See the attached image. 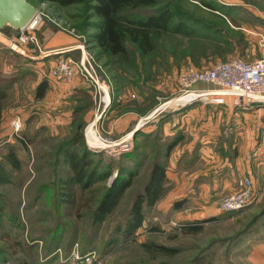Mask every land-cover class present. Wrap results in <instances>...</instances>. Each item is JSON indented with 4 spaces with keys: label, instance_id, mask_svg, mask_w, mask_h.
<instances>
[{
    "label": "rangeland",
    "instance_id": "rangeland-1",
    "mask_svg": "<svg viewBox=\"0 0 264 264\" xmlns=\"http://www.w3.org/2000/svg\"><path fill=\"white\" fill-rule=\"evenodd\" d=\"M27 1L37 9L36 35L41 49L45 37L73 38L77 50L71 55L78 58L84 51L91 56L109 102L106 106L102 101L99 103L97 87L92 88V84L76 75L72 80L79 78L74 84L78 88L67 92L56 109L52 108V115H59L54 120H59L60 125L48 127L45 125L47 116H42L41 120L33 114L17 134H12L10 129L0 136V168H4L7 174L3 176L9 179L0 183V264H72L70 254L74 248L82 254L94 251L100 264H193V259L201 253L210 264H264L262 186H258L260 196L255 203L237 211L204 217L199 225L201 229L184 232L179 230L181 222L173 218L171 211L164 214L155 206L163 197L164 182L160 198L152 206L145 207L142 226L129 238L120 237L114 231L116 225L123 221L135 195L143 189L153 156L162 158L170 140L162 139L160 127L148 138L137 134L134 143L131 130L122 134L107 130L109 124L123 113L135 111L140 119H146L156 108L180 96L177 78L186 68L209 67L236 56L247 61L261 57L264 36L256 28L252 33L235 29L238 22L230 16L228 22L211 12L209 9L219 12L224 9L214 0H156L155 7L143 8V12H152L169 3L182 13L181 18L191 34L163 32L154 40L153 52L143 59L128 43L126 58L108 57L91 41L90 35L96 30L90 24L96 18L86 9L85 3L62 6L47 0ZM178 20L181 19H174L171 26L174 27ZM14 37L16 33L8 28L0 31V43L8 45L9 39ZM240 38L242 41L237 44L236 40ZM59 49L65 51L68 48ZM0 50V70L12 67L16 71L6 76L16 74L17 80L16 89L8 92L5 108L21 107L19 105L26 101L23 97L25 89L37 81V67L25 62L13 50ZM197 87L209 85L199 83ZM88 89L91 94L83 93ZM102 96L103 91H100ZM172 108L177 105L160 109V114H167ZM102 112H106L105 116ZM73 118L81 123L78 139L94 152L91 158L94 164L98 163V172L106 170L109 164L112 175L85 190L70 183V201L63 202V207L58 208L55 197L62 195V190L65 195L67 190L61 184L66 174L72 175L73 171L64 161L63 152L58 151L56 155V151L62 141L71 137ZM64 122L68 124L62 126ZM6 127L9 129L8 122ZM89 130L96 131L102 147L89 145ZM21 137L26 138L27 145L21 142ZM121 138L127 139L115 145ZM9 151L15 154L18 167L8 163ZM131 154L136 161L130 159ZM120 167L132 169L136 174L113 212L102 223L92 226L91 211ZM158 245L177 251L168 254L158 249ZM82 248L87 251L81 252Z\"/></svg>",
    "mask_w": 264,
    "mask_h": 264
},
{
    "label": "crops",
    "instance_id": "crops-1",
    "mask_svg": "<svg viewBox=\"0 0 264 264\" xmlns=\"http://www.w3.org/2000/svg\"><path fill=\"white\" fill-rule=\"evenodd\" d=\"M214 2L224 8L222 13L216 9L209 10L228 22V16L238 22V27L232 26L233 28L243 30L244 33H252L256 28L258 33L264 36V0ZM5 45L6 42H1L0 49L2 46L9 48ZM42 47V53L36 52L30 57L19 54L35 64L37 81L25 89L23 97L26 101L19 105L21 107H4L0 136L10 131L9 122L14 116L21 119L23 126L33 114L41 120L42 116H47L45 125L57 127L61 122L54 120L59 115H52V108L56 109L67 92L78 88L74 84L79 82V78L70 82L55 83L48 76L50 67L58 59L73 56L71 54L77 50L75 40L62 35L45 37ZM59 48L68 49L53 53ZM1 70L6 75L16 71L12 67H2ZM45 78L49 82L45 94L43 98H36V87ZM16 83L8 92L16 89ZM102 113L105 116L106 112ZM160 113L162 111L153 114L144 122L145 118L140 119L137 112H126L111 122L107 130L120 134L131 130L130 134H134L140 129L151 135L160 127L162 139L179 135L178 142L166 159L163 197L155 204L164 214L171 211L173 218L181 223H189L201 221L210 215L226 213L219 210L218 203L223 196L236 189L237 182L242 177H250L257 187L262 186L264 193V102L233 105L231 98L226 97L224 104L217 105L194 100L172 108L167 114ZM69 117L71 118V112ZM62 119L67 120L63 117ZM7 122L9 129L6 127ZM65 123L68 124L64 122L62 126L66 125ZM176 202L177 207H174ZM254 257L255 255L253 259Z\"/></svg>",
    "mask_w": 264,
    "mask_h": 264
},
{
    "label": "trees",
    "instance_id": "trees-1",
    "mask_svg": "<svg viewBox=\"0 0 264 264\" xmlns=\"http://www.w3.org/2000/svg\"><path fill=\"white\" fill-rule=\"evenodd\" d=\"M53 3H57L62 6L72 5L77 3H85L86 9L91 12L92 17L96 20L93 24H90L96 30L90 35L92 43H95L105 55L115 58H126L129 54L127 43L135 48L141 59L149 56L154 49V40L163 32H173L174 34H191L190 30L184 25L182 13L179 10L174 9L169 3L163 5L160 8L153 9L152 12L145 13L143 8L155 7L156 0H47ZM140 11V12H139ZM178 20L174 27L171 26L174 19ZM6 28L14 31L18 34L19 30H15L9 26L4 27L1 31H5ZM239 40H236L237 44H240ZM230 41V40H229ZM229 41H227L229 43ZM239 42V43H238ZM3 49L9 48L2 46ZM1 48V49H2ZM1 51V50H0ZM16 54V53H15ZM18 56V54H17ZM25 62H32V60L24 58ZM17 73V72H16ZM16 74L12 76H6L0 70V130L2 122V112L5 107L6 100L8 99V91L16 82ZM117 76V75H116ZM120 79L123 76L118 75ZM116 78V77H115ZM144 79V78H143ZM129 81V80H128ZM132 83V82H130ZM49 82L47 78L43 79L36 87V98H43L46 88ZM93 88V86H91ZM79 89H77L78 91ZM76 91V93H77ZM83 93L88 94L90 90H83ZM91 94V93H90ZM75 100L77 101V97ZM74 117L75 109L72 110ZM73 132L71 137L62 141L56 151L63 152L64 161L73 171L72 175L66 174V177L62 181L63 188L67 190L63 194L55 197L56 205L58 208L63 207V202L70 201L69 190L70 183L79 185L81 190H85L91 187L98 180H106L111 177L112 172L110 165L107 164L106 170L98 172L96 169L98 166L94 164L91 155L94 152L88 150L79 141L77 130L80 128L81 123L73 118ZM143 134L146 138L150 137L149 133L142 130L135 131L133 137L136 141V135ZM179 135H175L172 138H168L169 143L165 147V154L162 158L159 155H154L150 162V169L148 173L147 181L145 182L143 189L135 195L134 200L129 206L125 218L121 223L116 225L114 231L120 234L123 239L129 238L132 234L142 226L144 221L145 207L152 206L161 196L163 191V183L165 180L166 171V159L179 140ZM21 142L27 145L25 137L20 138ZM159 141V139H157ZM82 144V146H78ZM78 146L77 148H74ZM72 147V149H71ZM98 155V154H97ZM131 154L133 161H136V157ZM8 163L18 167L19 163L12 151L7 154ZM136 164V163H135ZM7 174L4 168H0V183L7 182L9 179L3 175ZM136 172L132 169L121 168L113 177L111 183L104 188L103 193L99 197L94 209L91 211L90 222L92 226H97L102 223L114 210L120 197L124 191L130 186L133 176ZM72 188V187H71ZM61 192V193H62ZM177 207V202L174 204ZM200 222L181 223L178 228L180 231L193 232L199 230ZM94 228V227H93ZM160 250H164L168 254H174L177 250L172 247H166L158 245ZM87 251L86 248H82L81 252ZM193 264H210L206 261V257L201 253L193 259Z\"/></svg>",
    "mask_w": 264,
    "mask_h": 264
},
{
    "label": "built area",
    "instance_id": "built-area-1",
    "mask_svg": "<svg viewBox=\"0 0 264 264\" xmlns=\"http://www.w3.org/2000/svg\"><path fill=\"white\" fill-rule=\"evenodd\" d=\"M35 17L27 26L19 29L16 37L9 39L7 45L24 57H30L36 52L42 53L41 44L36 35ZM60 52L64 50L53 51V53ZM76 75L92 84L93 87H97L98 102L102 101L106 106L109 102V97L105 96L106 88L96 76L91 56L84 51H81L78 58L69 55L58 59L48 71L49 78L55 83L70 82ZM199 83L209 87H197ZM177 84L180 96H189L177 106L194 100H200L206 104H224L226 97L231 98L233 105L263 103L264 54L251 61L236 56L225 61H218L209 67L186 68L179 73ZM100 91H103L102 97H100ZM160 109L162 108H156L145 120L160 112ZM9 124L12 134H17L21 130L22 121L18 116L11 118ZM124 140L126 139L121 138L115 145L123 143ZM259 196L260 190L252 179L242 177L237 182L236 189L220 199L218 207L222 212L237 211L255 203ZM70 259L72 264H100V259L94 251L82 254L77 248L72 250Z\"/></svg>",
    "mask_w": 264,
    "mask_h": 264
},
{
    "label": "water",
    "instance_id": "water-1",
    "mask_svg": "<svg viewBox=\"0 0 264 264\" xmlns=\"http://www.w3.org/2000/svg\"><path fill=\"white\" fill-rule=\"evenodd\" d=\"M36 14V7L27 0H0V31L6 26L19 30Z\"/></svg>",
    "mask_w": 264,
    "mask_h": 264
},
{
    "label": "bare ground",
    "instance_id": "bare-ground-1",
    "mask_svg": "<svg viewBox=\"0 0 264 264\" xmlns=\"http://www.w3.org/2000/svg\"><path fill=\"white\" fill-rule=\"evenodd\" d=\"M105 90V89H104ZM105 96L107 95L108 96V94H107V92L105 91ZM188 97L189 96H178V97H174V98H172L171 100H169L167 103H165V104H163V105H161L160 106V108H165V107H167V106H172V105H177L178 103H181L182 101H185V100H187L188 99ZM89 135H88V137L91 139V143H89V145L91 146V147H97V146H103L100 142H102L100 139H99V137H98V135H97V133H96V131H90L89 130ZM96 134V135H95Z\"/></svg>",
    "mask_w": 264,
    "mask_h": 264
}]
</instances>
